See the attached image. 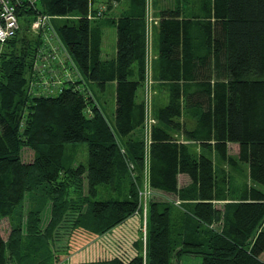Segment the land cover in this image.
I'll list each match as a JSON object with an SVG mask.
<instances>
[{"label": "trees", "instance_id": "1", "mask_svg": "<svg viewBox=\"0 0 264 264\" xmlns=\"http://www.w3.org/2000/svg\"><path fill=\"white\" fill-rule=\"evenodd\" d=\"M91 4L37 0L17 12L20 29L0 44V219L10 228L6 239L0 235V264H56L60 234L102 236L136 211L142 217L144 176L149 190L184 204L185 222L173 219L169 205L152 201L144 257L138 239L130 260L88 264H171L183 255L200 264H264V0H198L197 10L174 0L159 10L154 79L168 93L154 112L157 125H150L146 166L135 133L148 114L136 99L145 79L147 0H129L109 21L116 30L112 60L100 58L102 30L88 18ZM38 15L64 19L56 34L79 72L53 96L30 91L40 42L25 33ZM110 82L109 119L90 87L103 93ZM188 114L195 116L191 128L183 120ZM80 144L85 164L74 161ZM231 144L236 154L229 153ZM25 149L32 152L29 162ZM222 164L240 173L245 168L248 183L236 185ZM179 175L187 186L178 187ZM102 187L118 198L93 200Z\"/></svg>", "mask_w": 264, "mask_h": 264}, {"label": "rangeland", "instance_id": "2", "mask_svg": "<svg viewBox=\"0 0 264 264\" xmlns=\"http://www.w3.org/2000/svg\"><path fill=\"white\" fill-rule=\"evenodd\" d=\"M122 5V4H121ZM171 5V0H147L146 4V17L144 21V32H145V39H144V51H145V58H147V73L145 75V79L142 82V86L139 88V91L136 94V99L138 103H141L142 106L147 104V108H144V112L147 111L148 115L146 117V126L141 129L140 134L138 135L135 133V137L140 138L143 142V157H145V166L149 160L150 155V125H157V121L155 119L154 112L161 108L167 101V89L163 88L158 84V82L154 79V67L157 61V54H156V28L158 24V11L162 8H168ZM123 7V8H122ZM124 9V6H120L117 9V12ZM57 25H61L63 21H57ZM148 29V30H147ZM113 32V36L107 35L106 41H109V38L115 39L114 30L111 29ZM149 32V33H148ZM25 35L28 39L34 40L37 38V34L34 32H26ZM146 40L148 41V48L146 44ZM91 91L93 92L97 102L99 103L100 107L104 109V112L108 118H111V115L114 110V101L112 99V85L107 84L105 92H100L95 86L90 87ZM194 114H188L184 116L183 120L188 122L189 127L195 125V118ZM194 120V121H193ZM154 125V126H155ZM176 139L185 145H189L192 150L195 152L197 151V147L195 144L190 143L189 141L185 140V138L180 135H174ZM76 148L73 149L75 156L74 161L75 163L85 164L87 159V151L86 146L84 144L76 145ZM229 153L236 154L237 153V146L230 145L229 146ZM22 158L25 162L31 161L32 152L25 149L22 152ZM216 158V157H214ZM222 167L225 171H227L229 177L235 182L236 185L241 186L248 183L246 180V169L242 168V172L232 171L226 165L222 164ZM145 175V170H144ZM133 182V180H132ZM134 184V182H133ZM139 186V185H137ZM84 195L86 194V184L84 182ZM127 187H123L121 191V195L119 194V198L123 197L126 193ZM73 196V195H71ZM114 199L118 198L117 193H114V190L111 188H100L98 190V194L93 198L97 200H107V199ZM138 199L142 209V217L138 215V211L134 213V215L127 219L122 225L115 227L112 232V238L106 233L102 236H90L88 237L87 234L83 235V233H75L70 239L69 234H60L59 241H57V263L56 264H88L91 261L97 260L96 257L91 256L92 249L104 248L106 249L107 255L103 256V258L114 259L120 258L123 261L130 260L135 255L134 243L139 239L142 243V255H145V243H146V214L148 205L152 201H156L160 204L169 205L171 208L172 217L175 221L179 222L181 225L185 222L184 218V211L181 207L180 209L175 207L176 197L171 195H161L154 193L152 190H149L146 177L144 176L142 181V186L138 190ZM235 200L230 198L228 201L229 203H234ZM227 203L219 202L216 203L215 206L217 209H223L224 205ZM47 217V213L44 212L42 216L43 223H45ZM10 231L9 228V221L8 219L1 218L0 219V235L3 239H6L8 233ZM69 244V246H68ZM67 247V248H66ZM68 250V252H66ZM94 252V251H93ZM195 256L192 255H183L179 259H173L171 264H200L199 258L195 259ZM100 258V257H99ZM101 258V259H103ZM184 259L186 262H184ZM264 261V256L261 257Z\"/></svg>", "mask_w": 264, "mask_h": 264}, {"label": "crops", "instance_id": "3", "mask_svg": "<svg viewBox=\"0 0 264 264\" xmlns=\"http://www.w3.org/2000/svg\"><path fill=\"white\" fill-rule=\"evenodd\" d=\"M197 1L198 0H181V6H183V9L185 10H193V9L197 10L196 8ZM128 2L129 0H121L120 2L113 1L110 3L108 2V0H92L91 7L89 8L90 10L88 13V18L90 20L96 21L100 25L102 30V39H101V47H100L101 60H112L115 58L116 30L113 26L109 25L108 23L112 19H117L121 15V13H124V11L127 10ZM189 2L194 4V6L191 7L189 5ZM121 4L124 6V9H122L123 8L122 7L120 12H117V9H119L120 6H122ZM173 5H174V0H171V5L168 8H172ZM162 9H166V8H162ZM100 11L102 13L100 16H98V13ZM185 14L188 15V13ZM54 21L55 22L64 21V19L59 17H51L50 25L56 34L59 25H57V23H54ZM111 29L114 30L115 39L113 41V39L109 38V41L107 42L106 36L111 34L113 36V32L111 31ZM36 39H38L40 42L38 44V52H37L39 53L38 54L39 58L36 61V67H35V71H37L38 75L34 73V76L30 82V91L34 95L53 96L60 91V89L64 86L66 82L77 80L79 78V74H78L79 72L77 71L74 63L72 62L70 56L68 55L67 51L64 49L60 41L58 42L53 37V34L50 31H47L46 29L41 30L37 35ZM49 39L51 41H49ZM144 39H145V32H144ZM108 84H111L113 87L111 96L114 101L115 83L110 82ZM186 123L188 124V122ZM197 151L203 152L199 147H197ZM188 184H189V179L186 176L184 175L178 176L179 188H183ZM179 202L176 199L175 207L178 209H180L179 207H181L182 205L181 202L180 203ZM108 235L112 238V232H109ZM91 254H92L91 256H94V258L96 257L97 260H104V261L110 260L108 258H103V256L107 255L105 247L104 248L97 247V249L95 250L93 248ZM194 258L197 259V257ZM184 262H186L185 259Z\"/></svg>", "mask_w": 264, "mask_h": 264}, {"label": "built area", "instance_id": "4", "mask_svg": "<svg viewBox=\"0 0 264 264\" xmlns=\"http://www.w3.org/2000/svg\"><path fill=\"white\" fill-rule=\"evenodd\" d=\"M36 1L37 0H0V44H5L9 39L13 38L20 29L17 12L19 10L34 8ZM101 13L102 12L100 11L98 16H100ZM50 19L51 17L49 16L38 15L31 23L29 30L38 35L41 30L46 29L47 31H50L53 34V37L59 42L57 35L50 25ZM49 41L51 40L49 39ZM148 41L149 40H146L147 48ZM144 73L145 75L147 73V58H145ZM145 105L147 108V104Z\"/></svg>", "mask_w": 264, "mask_h": 264}]
</instances>
